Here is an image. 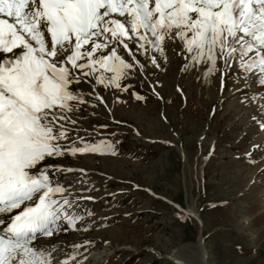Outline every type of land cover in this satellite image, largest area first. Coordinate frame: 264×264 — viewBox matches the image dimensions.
Instances as JSON below:
<instances>
[{
	"label": "snow or ice",
	"instance_id": "6c2138e0",
	"mask_svg": "<svg viewBox=\"0 0 264 264\" xmlns=\"http://www.w3.org/2000/svg\"><path fill=\"white\" fill-rule=\"evenodd\" d=\"M169 47L183 71L242 78L237 91L253 93L241 96L242 105L257 93L264 100V0H0V264H91L80 249L93 241L72 243L63 258L53 243L94 223H85L93 213L80 205L97 197L74 195L90 191L86 169L47 161L115 155L112 141L80 135L88 133L80 125L84 110L107 108L103 92H126L122 81L137 70L166 65ZM258 112L251 118L264 131V103ZM244 154L251 160L255 153ZM77 171L83 181L61 179Z\"/></svg>",
	"mask_w": 264,
	"mask_h": 264
},
{
	"label": "rangeland",
	"instance_id": "374dc122",
	"mask_svg": "<svg viewBox=\"0 0 264 264\" xmlns=\"http://www.w3.org/2000/svg\"><path fill=\"white\" fill-rule=\"evenodd\" d=\"M173 52L169 47L168 53ZM150 67L152 73L137 70L122 81L130 85L126 92L104 91L107 108H85L80 124L88 133L80 135L93 142L110 140L117 152L67 157L93 167L86 170L83 184L90 191L74 195L97 197L80 205L93 213L85 223H94L87 232L70 230L55 239L93 241L87 251L81 248L82 256L105 245L112 248V256L99 264H175L180 258L199 264L194 246L202 236L204 264H264V131L251 118H259L264 100L257 93L251 104L242 105L241 96L253 93L237 91L243 79L235 74L205 78L203 68L183 71L180 63L173 75L159 79L161 68ZM133 92L145 99L137 100ZM176 144L189 155V168ZM253 144L261 146L253 149ZM246 151L255 153L251 160ZM73 177L84 179L78 171L61 179ZM191 204L202 229L195 217L176 215ZM69 247H60V258L72 251Z\"/></svg>",
	"mask_w": 264,
	"mask_h": 264
},
{
	"label": "bare ground",
	"instance_id": "6f19581e",
	"mask_svg": "<svg viewBox=\"0 0 264 264\" xmlns=\"http://www.w3.org/2000/svg\"><path fill=\"white\" fill-rule=\"evenodd\" d=\"M174 46H175L176 51H177L178 48L176 47V45H174ZM181 61H182V59L180 57H178L175 53H174V56H172V54L168 53V62L172 63V65L166 66L165 64H163V62H161L162 63V67H161L162 72L160 71V73H159V79L166 78L167 75H173L176 72V69H179V64L181 63ZM150 66H147V70H148L149 73H152V69L153 68L150 67ZM155 73H157V72H155ZM80 125H81V127L85 126V125H82V124H80ZM131 128L135 132V135L137 134L136 136L141 134L139 129H137L135 127V125L131 124ZM152 137H157L158 138V136H155V135H152ZM176 146H177L178 150H180L182 152V154H183V156L185 158V163L188 166L187 168H189L191 166V163H190L189 157H188L189 155L186 154V152L184 150H182V148L179 145L176 144ZM61 162L65 166L72 167V168H78L79 169V168L83 167L86 170H88V169L90 170V169L93 168L89 162L84 163V164H78L77 162H75V161L73 162V160H71L70 158H67V157L63 158L62 160H61V158H49L48 161H47V163H61ZM189 206H190L189 208L194 209L192 204L189 205ZM195 211H196V209H195ZM196 213H197V211H196ZM195 218L199 221L200 229H202L203 228V224H202L201 220L199 219L198 214L195 216ZM82 240L83 239L81 237H76V238H74V237L73 238L65 237V238H62V236H61V238H59V239H54L53 243H57L60 247H64V246H70L72 243H81ZM194 247H195V250L198 252V255H199L198 263L199 264H204V252H203V238H202V236L199 237V242ZM113 252L114 251H113L112 248L110 249L109 246L105 245L104 247L100 248V250H97L95 253L90 254V255L89 254L88 255H84V256L88 257V259L91 262V264H99L101 262V260H104L103 258H110V256H112ZM176 255H175V257H176Z\"/></svg>",
	"mask_w": 264,
	"mask_h": 264
}]
</instances>
